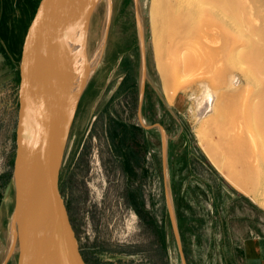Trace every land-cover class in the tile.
Instances as JSON below:
<instances>
[{
	"label": "rangeland",
	"instance_id": "obj_1",
	"mask_svg": "<svg viewBox=\"0 0 264 264\" xmlns=\"http://www.w3.org/2000/svg\"><path fill=\"white\" fill-rule=\"evenodd\" d=\"M37 1L0 0V45L11 51L13 66L10 74L0 78L2 84H8L5 95L0 92V149L6 139L10 141V151L0 164L2 262L5 257L3 195L15 150L18 65L26 27ZM245 1L251 4L250 0ZM113 2L104 52L90 78L91 84L88 81L82 92L81 107L72 124L60 174L61 192L80 252L87 264H234L227 239L222 248L217 235L211 233L209 212L217 198L224 201L238 194L246 199L248 209L264 213L260 203L264 197L261 192L264 174L240 150H204L198 144L196 131L201 130L212 144L219 145L220 136H227L235 127L242 128L241 119L235 115L239 108H226L220 119L213 120L210 114L207 118L209 112H201L198 105L203 87L198 85L202 74L197 69L181 76L191 80L193 86L179 89L169 104L158 70L151 0H137L136 6L134 0ZM101 11L96 24L102 18ZM261 15L264 17V10ZM242 27L243 35L253 29L257 37L258 28L264 33V22L258 18ZM141 35L146 63L143 89L152 102L149 112L153 115L146 122L161 123L166 132L162 135L155 128L138 137L139 141L143 137L152 139L153 147L146 143L143 147L134 143L128 147L126 142L112 141L113 135L107 138L105 131L112 124L105 118H110L111 123L122 122L120 127L115 123L111 127L113 134L122 136L120 140L135 133L126 125L137 122ZM235 57L232 74L239 76L243 66L255 73L252 64H245L240 55ZM123 71L131 81L127 93L118 87ZM252 85L249 89L254 92L256 87ZM238 87L242 101L244 82ZM215 100V105L220 107L229 103L220 101L217 95ZM8 101L6 112L4 106ZM145 111L148 112V107ZM130 150L138 152L132 159ZM238 175L244 178H237ZM167 198L171 199L172 207Z\"/></svg>",
	"mask_w": 264,
	"mask_h": 264
},
{
	"label": "water",
	"instance_id": "obj_2",
	"mask_svg": "<svg viewBox=\"0 0 264 264\" xmlns=\"http://www.w3.org/2000/svg\"><path fill=\"white\" fill-rule=\"evenodd\" d=\"M113 4L38 0L27 24L18 65L15 150L3 195L2 264H87L70 222L60 174L79 99L104 51ZM100 9L102 18L96 24ZM56 34L62 42L60 53L53 55ZM140 53L139 105L146 79L142 35ZM155 125L163 135L161 125Z\"/></svg>",
	"mask_w": 264,
	"mask_h": 264
},
{
	"label": "bare ground",
	"instance_id": "obj_3",
	"mask_svg": "<svg viewBox=\"0 0 264 264\" xmlns=\"http://www.w3.org/2000/svg\"><path fill=\"white\" fill-rule=\"evenodd\" d=\"M250 1L251 4L247 5L245 0H151L150 14L161 87L166 101L171 104L179 89L192 88L193 82L181 76L197 69L202 74L198 78V85L203 87L202 99L198 104L201 112H209L207 118L210 114L211 119L216 120L220 119L226 108L238 107L235 115L241 119L242 126L233 128L227 136H220L222 141L219 145L212 144L201 130H197L198 144L206 151L240 150L264 174V33L260 28L256 31L257 37L253 29L248 34L242 33V25L254 18L264 22L261 15L264 0ZM61 42V34H56V39L51 43L53 55L60 53L58 48ZM102 54H97L99 61L96 67ZM239 55L245 64L254 66L255 73L244 69V64H241L243 69L240 67V75L232 74L233 66H236L232 60L235 61V56ZM242 82L245 90L240 101L238 86ZM250 84L256 87V91H250ZM216 95L220 101L229 103L221 107L215 105ZM237 178L244 176L238 175ZM261 192L263 194L264 189ZM167 199L169 207H172L171 199ZM260 203L264 206V197Z\"/></svg>",
	"mask_w": 264,
	"mask_h": 264
},
{
	"label": "crops",
	"instance_id": "obj_4",
	"mask_svg": "<svg viewBox=\"0 0 264 264\" xmlns=\"http://www.w3.org/2000/svg\"><path fill=\"white\" fill-rule=\"evenodd\" d=\"M11 51L0 45V78L10 74L12 66ZM8 84L0 80V92L5 95ZM9 92V89L6 90ZM3 98V97H2ZM10 101L6 103V112ZM4 109V108H3ZM10 151V141L6 139L0 149V164L4 163ZM246 203V204H245ZM232 204V207H230ZM250 205V204H249ZM211 233L217 235V241L231 250L234 264H264V213L259 209H248L246 199L236 195L231 199L217 198L210 209ZM2 264V259L0 260Z\"/></svg>",
	"mask_w": 264,
	"mask_h": 264
},
{
	"label": "flooded vegetation",
	"instance_id": "obj_5",
	"mask_svg": "<svg viewBox=\"0 0 264 264\" xmlns=\"http://www.w3.org/2000/svg\"><path fill=\"white\" fill-rule=\"evenodd\" d=\"M95 74V73H94ZM94 74H93V76H94ZM128 74L126 73V72H124L123 71V73H122V75H121V78H120V83H119V91H121V90H123L124 91V93H127V92H129V89H130V87H131V81H130V79H129V76H127ZM93 76H92V78H93ZM91 78V79H92ZM91 79L89 80V82H90V84H91ZM90 86V85H89ZM117 87V88H118ZM144 88V87H143ZM118 90V89H117ZM117 93V92H116ZM82 96H83V94L81 95V97H80V99H79V102H78V106H77V109H76V113H75V117H76V115H77V113H78V111H79V109H80V101H81V98H82ZM138 99H139V96H138ZM108 102H109V100H108ZM148 107V112H146L145 110H146V108ZM107 108V107H106ZM149 109H150V112H151V110H152V102H151V100L148 98V93H144V89H143V94H142V98H141V103H140V105H139V101H138V103H137V113H136V120H137V122L135 123V124H133L132 126H129V124L128 125H126V127L128 128V127H131V129H133V131L135 132V133H133V132H131L127 137H126V140H120L121 138H122V136L121 135H119L118 136V134H113L112 133V126L114 125V123H115V126L116 127H120V126H122L123 124H122V122H118V121H112V123H111V121H110V118H105L106 119V121H108L109 120V123H110V126H111V124H112V126L111 127H107L108 129L105 131L106 132V136H107V138H109V137H111L112 135L114 136V138H112V141H115V142H126V145H128V147H130L133 143L134 144H138V146H140V147H143L144 146V143H146V144H148L149 146H151V147H153V140L152 139H150V138H148V139H145V137H143V139L142 140H138V137L140 136V135H143V132H147V133H149V132H151V131H153L155 128H157L158 129V131H161L160 130V128L158 127V126H156L155 124H156V122H151V123H147L150 119V117H151V120H152V114L149 112ZM138 111H139V114H138ZM141 112V113H140ZM147 121V122H146ZM118 122V123H117ZM144 122H146V123H144ZM117 124V125H116ZM160 125H161V127L163 128V131H165L166 132V128H165V125H162L161 123H159ZM119 125V126H118ZM133 127V128H132ZM113 132H115V130H113ZM162 133V132H161ZM109 136V137H108ZM111 141V142H112ZM127 147V148H128ZM120 153H121V151H120ZM130 159H132V156L134 155H136L138 152H137V150H130ZM121 156V155H120ZM126 157H124V159H125Z\"/></svg>",
	"mask_w": 264,
	"mask_h": 264
}]
</instances>
